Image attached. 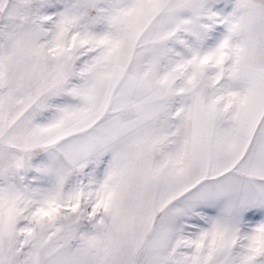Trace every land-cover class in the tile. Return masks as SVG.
Listing matches in <instances>:
<instances>
[{
  "label": "snow or ice",
  "instance_id": "1",
  "mask_svg": "<svg viewBox=\"0 0 264 264\" xmlns=\"http://www.w3.org/2000/svg\"><path fill=\"white\" fill-rule=\"evenodd\" d=\"M0 264H264V0H0Z\"/></svg>",
  "mask_w": 264,
  "mask_h": 264
}]
</instances>
